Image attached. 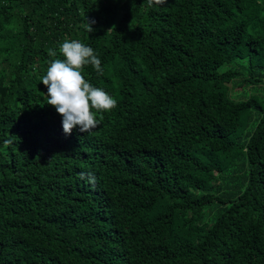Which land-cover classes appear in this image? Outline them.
I'll return each mask as SVG.
<instances>
[{"label":"trees","instance_id":"trees-1","mask_svg":"<svg viewBox=\"0 0 264 264\" xmlns=\"http://www.w3.org/2000/svg\"><path fill=\"white\" fill-rule=\"evenodd\" d=\"M65 40L117 101L87 133ZM0 264H264V0H0Z\"/></svg>","mask_w":264,"mask_h":264},{"label":"clouds","instance_id":"clouds-1","mask_svg":"<svg viewBox=\"0 0 264 264\" xmlns=\"http://www.w3.org/2000/svg\"><path fill=\"white\" fill-rule=\"evenodd\" d=\"M165 3L166 0H148L149 7ZM86 21L85 30L90 34L94 31L95 20L86 18ZM59 50L64 59L50 61L46 75L41 78L47 88L46 104L60 115L65 135H70L74 129L90 132L99 124L97 113L111 111L117 107V101L102 88L94 87L82 74L87 65L103 73L101 60L91 47L79 40H65ZM48 55L54 57L56 52L49 49Z\"/></svg>","mask_w":264,"mask_h":264}]
</instances>
